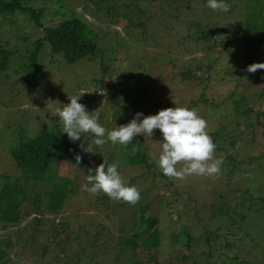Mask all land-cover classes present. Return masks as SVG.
<instances>
[{"label":"rangeland","instance_id":"1","mask_svg":"<svg viewBox=\"0 0 264 264\" xmlns=\"http://www.w3.org/2000/svg\"><path fill=\"white\" fill-rule=\"evenodd\" d=\"M258 1L230 0L229 3L224 1L230 5L228 12L214 11L206 7L207 4L204 6L199 2L195 6L192 4L193 8L188 10L187 15L181 10L183 17L204 19L203 12L205 16L206 14L207 17L210 16L207 19L211 22L215 21L211 33L216 41H224L227 47L222 57L216 52V50L222 52L220 46L212 45L210 48H205L201 42L188 40L181 41V45L178 46L175 43L177 34L171 29L168 31L169 36L164 38L166 40L160 39L161 44L155 45L154 40L138 42L121 29V18H118L119 22L113 23L101 15H93V4L88 0H28V4L34 7H43L40 17L42 24L53 23L60 17L55 9L61 3L63 5L61 9L77 10L93 28L98 27L101 32H105L104 38L100 37L101 32H97L98 37L95 43L102 50V62L108 61L107 69L110 70V78L108 79V75L104 73L100 84L96 86L107 90L106 97L97 94L94 90L96 87L90 82L94 77L102 74L97 67L98 61L94 60L97 55H93L92 60L82 58L67 62L44 49L39 55V70L35 77L25 86L14 82L15 79L26 76L22 68L23 59L18 54L27 44L22 40V36L31 39L40 35V30L31 25L22 13L0 17V44L12 51L8 66L0 73V173L3 171L10 174L18 173L13 170V165L7 158L5 139L1 138L3 134L9 137L17 127V122L27 135H33L35 131L48 128L51 124L63 131V124L57 114L58 110L70 103V96L79 95L82 92L85 93L78 102L84 104L89 113L98 115V122L107 130L127 125L137 112L143 113L144 116L155 115L159 110L177 106L195 109L198 115L208 122L209 133L215 131L219 123L223 125L229 121L231 108L228 97L235 93L226 94L233 87L234 72L242 67L237 82L239 85L237 84L236 88L237 91L247 95V102L252 110L246 118H240L239 127L244 128L246 119L253 124L252 128L241 130L233 145H229L227 139H224L223 148L215 150V156L223 159L221 174L218 178L191 176L183 181L158 174L160 171L158 157L162 151L161 143H163V136L158 129L154 130L151 138H145L143 135L134 137L129 145L130 161L131 158L133 159L132 155L137 146L144 152L145 163L148 166L145 163L129 162V159H117L121 144L113 145L109 142L103 147H97L93 144L94 134H83L77 141V152L82 158L80 164L57 161L50 169L51 172L54 171L57 178L67 179L65 190L68 188L72 190V192L65 191L62 203L57 204V197L50 194L44 204L42 201L38 202L39 212H32L34 206L23 203L19 207L25 214L15 224L0 221V244L2 239H6L7 236L10 238L11 245L7 247V255L13 264H58L64 259L66 255L59 254L55 260L53 258L55 252L51 253V250L55 248L54 240L63 236L61 232L54 240L51 239L50 226L57 222L67 226L64 231H67L69 235L66 241L69 247L67 253L77 251L76 264H107L112 260L114 264H122L131 255L130 251L124 249L116 259L113 258L116 253H119L116 237L131 232L129 224L132 217L114 207V200L102 201L81 190V186L87 183L86 176L94 175L95 168L103 162V158L107 159L110 153L112 156L108 163L118 165V171L125 183L130 177H136L133 183L129 182L128 186H136L139 190H143L145 195L142 201L148 202V209L143 213L156 218L155 230L150 231L148 236L150 238L148 243L154 239L156 243L145 246L142 241L144 237L138 240L135 248L136 259L144 264H151L147 258L148 253H152L158 263L205 264L207 261H221L223 257L218 252L222 251L227 257H231L233 253L239 254V259L244 260L246 264L258 262L264 264V228L263 230L259 228L260 224L261 228L264 227V222L260 221L261 217L258 214L260 212L255 211L252 215L253 220L255 216L259 220L255 223L250 221L252 225L249 226V229L252 228L250 232L257 233L253 243L246 237L241 241L244 242L242 247H249L248 254H244L243 250L238 251L237 247L240 244L235 241L230 249H226L224 238L227 236L211 240L208 244L201 237L203 228L211 225H207V217L204 216L207 213L204 212L206 209L203 210V206L208 204L212 206L220 204L230 208L236 206L244 199V197L241 198L239 187H247L248 194L251 196L258 194V188L264 190V115L260 113H264V102L257 100L251 94L253 91L264 88V69L256 73L245 71L252 63H264V43L256 45L240 40L244 23L249 24V19H246L247 12H254L257 8L252 10L249 7L251 4H257ZM81 4L85 5L84 9H81ZM114 30L117 31L115 37L112 32ZM114 38L117 43H114ZM255 46L257 50L255 48L253 58L249 59V52ZM198 60H201L202 65L207 63L211 65L208 69L204 67L202 75L198 78L191 75L182 77L180 71L190 64L191 69L192 62L195 63ZM194 73L198 74L196 70ZM215 74L217 75L214 76ZM220 75L224 78L223 80L218 79ZM126 80L128 84L133 82L140 90L144 87V90L137 100L130 102L133 95L130 93L131 89H123L122 93L131 94L125 100L135 110L122 118L120 111L123 110H115L110 96L114 90L118 92L121 84ZM106 84L110 86L105 87ZM89 94H94L95 97L90 99ZM205 99L212 104L204 102ZM105 100L107 102H104ZM224 127L229 129L226 125ZM82 143L85 146L91 145L93 153L82 151L79 147ZM227 155L236 166L234 172L229 170L232 163H228L225 158ZM250 156L256 158L250 159ZM152 169L156 171L155 175H151ZM36 186L42 188L40 183ZM175 190L176 195L172 194ZM169 191L170 199L174 195L176 200L166 205L164 199ZM245 201L249 202V199ZM180 203L183 209L180 208ZM33 216L40 217L37 226L31 219ZM25 223H27L25 227L33 225L40 229L39 232L34 233L32 241L37 243V246H33L32 250L19 248L23 242L21 239L27 235L28 230L19 233L18 242L14 240L17 227ZM100 225L105 228L101 229ZM120 225L123 226L120 228ZM47 240L49 252L40 257L38 245ZM227 240L230 241L229 238ZM181 256H184V262L180 260ZM236 261L237 259L231 260L233 264ZM68 264L73 262L70 261Z\"/></svg>","mask_w":264,"mask_h":264},{"label":"trees","instance_id":"2","mask_svg":"<svg viewBox=\"0 0 264 264\" xmlns=\"http://www.w3.org/2000/svg\"><path fill=\"white\" fill-rule=\"evenodd\" d=\"M93 4V15H101L106 18L109 22H117L118 18L120 19V26L122 30H125L126 33L130 35L133 39L138 42L152 41L154 40L155 45L161 44L160 39L166 40L169 36L168 31L173 30L177 35L175 38V43L180 46L181 41L188 40L193 42H201V44L205 45V48H210V46H220L222 52H216L221 55H224L225 46L224 41H216L213 36V29L215 21L211 22L209 19L210 16L205 13L201 18H188L183 17L181 15V10L185 11V15H187L188 10L192 9L198 4H204V6L208 3V0H88ZM195 1V3H194ZM225 2H230V0H224ZM78 3V2H77ZM164 3V5H163ZM63 5L61 3L58 4L57 9H55L56 13L60 14V17L53 23L42 24L40 21V17L42 16V6H32L28 4V0H0V17L4 16H15L18 14H24L25 18L29 20L31 25H34L39 28L40 35L29 39L27 36H22V40L24 41L25 47L21 52H16L22 57V68L26 73L25 77L21 79H15L14 82L20 83L22 86H25L30 80H32L39 70V55L40 53L46 49L53 55H58L67 62H73L82 58L91 59L93 55H97L94 59L97 60V67L102 74H99L98 77H94L90 82L94 87L98 86L102 80V75L105 73L108 75V79L110 78V70L107 69V62H102V50L99 49L95 40H97V32H101V30L97 27L93 28L90 24H88L84 18L79 15L77 10H71L67 8L66 11L61 9ZM85 5L81 4V9H84ZM166 7V9H165ZM168 7V8H167ZM207 7V5H206ZM257 7V8H256ZM250 9L256 8V11L247 12L246 19H249L247 23H244L242 29V35L240 36V40L249 44H263L264 43V1H258L257 4H251ZM253 10V9H252ZM207 11V10H206ZM209 12V11H208ZM0 18V19H1ZM119 22V21H118ZM174 26L176 28H174ZM179 28V30L177 29ZM176 29V30H175ZM136 30V31H135ZM115 35L117 31H112ZM181 32V33H180ZM101 38H104L105 32H101ZM120 42V41H119ZM114 43H117L114 38ZM209 44V45H208ZM175 45V46H177ZM231 46V45H230ZM257 50V47H253L251 52H249V59L253 58L254 50ZM224 51V52H223ZM232 52V51H231ZM12 55V51L10 49L4 48L0 44V73L8 66L10 57ZM215 60V57L213 58ZM93 60V61H94ZM217 60V56H216ZM94 61V62H95ZM193 67L190 69V65H186L185 68L180 71L182 77L194 76L198 78L202 75V70L211 65L210 63L202 65L201 60L192 62ZM205 67V68H204ZM229 68V67H228ZM194 70V71H193ZM195 70L198 72L196 75ZM242 67L238 71L234 72L233 78V87L226 95L234 94L231 97H228L229 105L231 108V117L226 124H221L217 126V129L213 132H209V135L212 137L213 142L217 145L216 150H221L223 148V141L227 139V143L229 145H233L238 138V134L244 128H252L251 121L247 120L244 122V128L242 129L240 126V118H246L248 113L252 110L251 105L247 102V95L245 93L237 91V82L239 81V74L241 73ZM122 73V71H121ZM217 73V72H216ZM215 74L214 76H216ZM220 80L224 78L220 75ZM121 84V83H120ZM239 85V84H238ZM106 86H110L106 84ZM131 89L133 95L128 93H122L123 89ZM144 90V87L140 89L132 82L129 83L123 81L118 92L114 90V93L111 98L112 104L115 106V110L122 109L120 111L121 117L125 118L127 114H132L134 112V108L130 106L129 103H126V97L131 96V101L137 100L141 96V92ZM88 94V93H87ZM254 98L257 100H263L264 102V88H260L257 91H253L251 93ZM94 94H89L90 99H93ZM229 95V96H230ZM207 101L206 99L203 100ZM207 102H210L209 100ZM212 104V102H210ZM117 113V112H116ZM264 115L263 112H260ZM17 127L14 131H12L11 135L7 137L5 134L1 136V138L5 139V149L7 153L8 160L13 165V170H16L17 174L10 173H0V221L2 223L15 224L17 220L25 214L24 211L20 210L19 207L22 206L23 203L30 206H34L32 212H39L38 210V202L42 201L43 204L48 199L49 195H55L57 197V204H61L65 191H71L70 188L64 189L65 183L67 181L64 177L55 176L54 171L51 172V167L57 161L65 162L68 164H75V156L78 155L77 152V141L71 142L66 133L58 130L54 124H51L48 128L39 129L33 133V135L25 134V130L20 126L19 122H17ZM228 126L229 129H225L224 126ZM223 131V132H221ZM235 133V134H234ZM253 133V132H252ZM251 133V134H252ZM234 134V135H233ZM219 135V136H218ZM219 137V139H217ZM129 145H121V149L117 154V159H129V162L134 163H145V155L142 150H140L137 146H135L133 152V159L129 156ZM264 155V154H263ZM112 156V153L108 155L107 161ZM129 157V158H128ZM228 163H232L231 167H229L230 172H234L236 166L231 158L227 155L225 156ZM250 159L256 158L254 156H250ZM148 166V164L145 163ZM246 173V172H245ZM156 171L152 169L151 175H155ZM160 176L165 177L160 170L158 173ZM136 177L132 176L129 178V181L126 183L129 185V182L133 183V180ZM38 183L42 185V188L36 186ZM238 189V187L236 188ZM239 193L242 194L243 200L239 201L236 206H232L231 208L225 205H216L212 206V204H208L207 206H203L205 214L207 217V226L203 228L201 237L203 241L208 244L211 240H215L221 236H227L224 238V246L226 249H230L233 245V242L239 243V247H237L238 251L243 250L244 254L249 253V247H242L244 242H241L243 239L248 238L250 242L253 243L254 238H256L255 232H250L252 228L249 229V226H252L251 223H255L258 219L255 216V220L252 219V215L254 212L260 215V221L264 222V190L262 188H258V194L256 196H251L248 194L247 187H239ZM176 195V190L172 191V194ZM145 194L143 190H140V201L131 205L123 201H114L113 206L118 209L123 210L126 215L131 216L129 228L131 229L130 233L127 235H117L116 237V245L118 247L119 253H116L113 257L116 259L121 251L127 249L131 252L122 264H144L141 260L139 261L135 257V248L137 246V241L144 237L143 243L145 246L150 244H155L156 239L150 241L149 234L154 229V225L156 223V218L152 217L149 214H144L143 212L148 209V202L142 201V198ZM171 192L166 195L164 199V203L168 205L170 202L176 200L175 196L172 195L170 199ZM95 198H99L102 201H108L110 198L103 193L96 195ZM249 199V202L245 201V199ZM242 202V203H241ZM242 204V205H241ZM58 205V206H59ZM180 208L183 209L182 204L180 203ZM255 206V207H253ZM175 210L176 207L174 206ZM205 208V209H204ZM23 212V213H22ZM174 213V212H173ZM135 215V216H134ZM263 218V220H262ZM33 222L38 224L40 217L33 216L31 217ZM252 219V220H251ZM250 221H252L250 223ZM250 223V224H249ZM25 223L22 226L17 227L16 236L14 240L16 242L19 241V233L27 232V235L22 238L23 241L21 245H19L20 249L29 248L32 250L33 246H37V243L34 241V233L39 232V228L33 225H27ZM41 224V223H40ZM51 239L54 240L55 237L63 233V236L60 238H56L54 240V249L51 250L53 253V258L57 260V255H66L64 259L59 261L58 264H68L70 261L73 264H76L78 260L77 251L67 253V249L69 248L66 244L69 235L68 232H64L67 228L66 224L63 225L59 222L51 224ZM264 225V223H263ZM123 225H120L121 228ZM101 229L105 228L100 225ZM182 228V227H181ZM261 230V224L259 226ZM155 230V229H154ZM259 232V230L257 231ZM64 238V239H62ZM187 238H189L187 234ZM230 239V241L227 240ZM34 242V243H33ZM47 241H44L40 245H38L39 256L42 257L44 254L49 252L47 247ZM35 244V245H32ZM66 244V248H65ZM11 245V240L7 236L6 239L1 240L0 244V264H13L11 259L8 257L7 247ZM17 245V244H16ZM186 246V243H184ZM154 246H152L153 248ZM239 248V249H238ZM80 251H83L82 248H79ZM204 252V251H203ZM64 253V254H63ZM223 259L221 261H207L205 264H233L231 262L232 259H237L235 264H246L244 260L239 259V254L231 255V257L224 256V253L218 252ZM184 256H181V261H183ZM59 260V259H58ZM147 260L151 264H171L169 262H160L158 263L156 258L152 253H148ZM107 264H114V260ZM173 264V263H172ZM196 264V263H192ZM256 264H261L258 262Z\"/></svg>","mask_w":264,"mask_h":264},{"label":"clouds","instance_id":"3","mask_svg":"<svg viewBox=\"0 0 264 264\" xmlns=\"http://www.w3.org/2000/svg\"><path fill=\"white\" fill-rule=\"evenodd\" d=\"M207 6L214 11H230V5L224 0H208ZM262 69L264 63H252L245 71L256 73ZM94 90L101 96H107L106 89L96 87ZM84 93L68 96L70 103L59 109L57 113L63 124V133L67 134L71 142L80 140L85 133H92L95 137L93 144L97 147H103L109 142L113 145H128L132 143L134 137L140 135L151 138L154 130L158 129L163 136L158 167L164 176L181 181L191 176L210 178L220 176L223 159L215 156L217 145L207 131L208 122L200 117L195 109L175 106L148 116L137 112L127 125L107 130L98 122V115L89 113L86 106L78 102ZM79 147L86 153H93L91 145L85 146L82 143ZM81 159L80 155L75 156L77 165L80 164ZM86 181L87 183L81 186V190L93 196L103 193L114 201H123L131 205L137 204L141 199L140 190L125 183L118 171V165L109 164L104 158L95 168L94 175L86 176Z\"/></svg>","mask_w":264,"mask_h":264},{"label":"built area","instance_id":"4","mask_svg":"<svg viewBox=\"0 0 264 264\" xmlns=\"http://www.w3.org/2000/svg\"><path fill=\"white\" fill-rule=\"evenodd\" d=\"M95 92L98 94V91L95 90Z\"/></svg>","mask_w":264,"mask_h":264}]
</instances>
